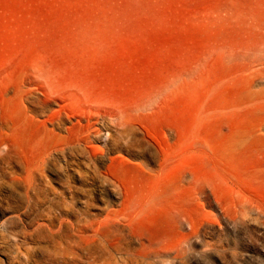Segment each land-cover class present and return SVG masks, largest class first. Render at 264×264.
<instances>
[{"label": "rangeland", "instance_id": "1", "mask_svg": "<svg viewBox=\"0 0 264 264\" xmlns=\"http://www.w3.org/2000/svg\"><path fill=\"white\" fill-rule=\"evenodd\" d=\"M0 264H264V0H0Z\"/></svg>", "mask_w": 264, "mask_h": 264}]
</instances>
